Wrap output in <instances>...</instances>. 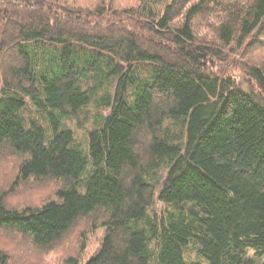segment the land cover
Segmentation results:
<instances>
[{
	"label": "trees",
	"instance_id": "1",
	"mask_svg": "<svg viewBox=\"0 0 264 264\" xmlns=\"http://www.w3.org/2000/svg\"><path fill=\"white\" fill-rule=\"evenodd\" d=\"M56 1H0V159L18 157L0 231L51 248L79 222L104 228L84 264H264V100L209 68L264 34V0H171L162 15L139 0L150 39L103 11L61 19ZM243 70L264 94V60ZM80 114L85 146L67 124ZM45 182L55 198L9 204Z\"/></svg>",
	"mask_w": 264,
	"mask_h": 264
},
{
	"label": "rangeland",
	"instance_id": "2",
	"mask_svg": "<svg viewBox=\"0 0 264 264\" xmlns=\"http://www.w3.org/2000/svg\"><path fill=\"white\" fill-rule=\"evenodd\" d=\"M170 1L162 0L156 5V12L160 15L164 14L165 7ZM54 5H58L62 9L59 14L61 19L70 18L72 11L75 13L82 12L85 16L89 12L103 11V17L97 19L98 22L104 20L122 30L136 32L139 36L150 39V33L145 29H141L148 18L132 14L139 7V0H58L54 2ZM176 21L177 19L174 20V22ZM216 22L217 17L215 16L203 20L200 18L195 19V29L200 35L210 36L213 28L210 24L215 25ZM263 36L264 34L247 39L241 48L234 44L232 49L226 50L222 60L214 58L209 68L216 74L235 79L242 88L247 91H254L264 100V94L243 70V67L249 62L259 63L264 60ZM89 112L95 113L91 109ZM67 124L73 130L76 141L85 146L87 144V133L92 127V122L85 121L84 116L80 114L79 120L73 118ZM3 155L6 156L0 159V186L6 188L9 187L16 174L18 157L7 152ZM56 187L57 184L54 182H45L30 187L18 188L17 191L12 190L8 202L11 206L19 208L26 205L38 206L49 199L55 198ZM155 202L153 211L158 212L165 208L164 204L158 199ZM104 235V228L93 230L85 222H79L53 247L39 248L7 230L6 232L0 231V248L8 251L16 264H69L70 258H76L79 260V264H84L99 251Z\"/></svg>",
	"mask_w": 264,
	"mask_h": 264
}]
</instances>
